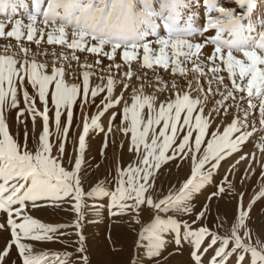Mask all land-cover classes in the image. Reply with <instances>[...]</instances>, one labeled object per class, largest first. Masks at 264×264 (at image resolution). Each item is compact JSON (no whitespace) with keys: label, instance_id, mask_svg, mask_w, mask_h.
Here are the masks:
<instances>
[{"label":"snow or ice","instance_id":"6c2138e0","mask_svg":"<svg viewBox=\"0 0 264 264\" xmlns=\"http://www.w3.org/2000/svg\"><path fill=\"white\" fill-rule=\"evenodd\" d=\"M18 4L27 10L24 0H0V13L11 7L14 14ZM31 4L26 24L0 20V38L16 41L0 55V232L9 234L0 244V264H68L67 252L34 251L32 242L63 241L56 235L60 226L30 214L65 208L74 214L68 226L77 236L75 264H136L91 259L82 230L89 207L97 214L106 209L117 224L127 218L120 240L107 237L113 257L123 252L121 241H128L153 264H264V238L249 225L264 186L245 206L244 192L228 179L245 160L250 163L241 184L254 172L256 152H244L249 142L264 156V19L258 38L252 36L256 0H202L200 26L196 14L181 25L187 0ZM232 4L243 12L237 14ZM206 46L213 50L205 53ZM13 113L15 130L9 124ZM96 132L104 136L96 171L114 173V187L107 176L100 179L85 168ZM110 145L115 158L107 155ZM189 161L190 175L179 189L157 193L165 169L180 170ZM225 163L221 181L196 207L194 195ZM226 195L237 201L235 207L210 219L213 202ZM185 252L186 260L177 259Z\"/></svg>","mask_w":264,"mask_h":264},{"label":"rangeland","instance_id":"374dc122","mask_svg":"<svg viewBox=\"0 0 264 264\" xmlns=\"http://www.w3.org/2000/svg\"><path fill=\"white\" fill-rule=\"evenodd\" d=\"M24 3L28 5L27 10L20 6L19 4L16 7V12L13 14L12 9L9 13L6 15H0V20H3L6 25H8L9 19H11L13 22L16 19L22 20L25 24L27 23V13L31 11L32 4L31 0H24ZM193 4V3H192ZM256 8L253 10V14L251 16V20L255 26L256 32L254 33V37L258 38V33L261 30L260 28V21L264 19V0H256ZM232 7H234L237 11V14H240L243 12V9H239L236 4H232ZM203 7V5H201ZM204 8V7H203ZM255 13V14H254ZM204 16V14H203ZM183 23V22H182ZM182 25V24H181ZM201 23L198 24L200 26ZM7 30H11V27L8 26ZM214 35V30L212 32ZM16 44V41L14 38H0V55L5 54L4 53V46L6 44ZM30 42L26 41V38L24 40V44L27 46ZM32 50H36V46L34 44L31 45ZM43 48L47 49L49 52L53 50L52 46L47 45L46 43L43 44ZM213 50L212 46H206L204 51L205 53H210ZM18 51V49H16ZM7 54H12V51L10 50ZM22 58V57H21ZM41 60H44V57H40ZM53 58L49 55L47 57V61L50 62ZM107 63V61H105ZM73 69L76 70V65L73 63ZM78 71V70H77ZM205 71H207V68H205ZM223 75H226V68L223 73ZM211 73H209V76ZM149 80L154 83V77L153 73L149 71L148 73ZM164 77L166 80H171V76L168 73H164ZM189 78H192L189 76ZM71 79V75L69 77ZM99 81L95 78L92 79V84L95 85ZM183 82V81H181ZM135 83V82H134ZM151 91V89H149ZM120 92V88H116V94ZM130 96V90L127 94ZM99 103V101H97ZM246 106V105H245ZM122 107V106H121ZM89 110L85 109V114L88 113ZM96 109H91L92 113H95ZM79 113V110H77ZM13 117L9 116V124L13 125V130H15V125L13 124ZM231 119V117H229ZM90 123V121H89ZM102 123L104 126H107L108 123V117L105 116L102 118ZM119 123V120H117V124ZM31 122H29V130H31ZM41 130L40 121L38 120L36 123V131L39 133ZM82 130V120H81V129ZM77 130V131H80ZM104 136L102 133L96 132L93 136L92 140L93 142L90 145V149L88 150V154L86 156V164L85 168L90 175H97L100 179H104L105 176H107L108 179V186L114 187L113 183V175L114 173H108L101 169L100 171H96V163L99 161V151L100 147L103 143ZM123 139V137H121ZM258 140L259 137H256ZM69 152H71V148L68 149ZM126 151V149H125ZM250 151L256 152V161H251L252 169L254 170L253 173L249 174V178L243 180V184H241L242 177L244 175V172L246 168L248 167V164L250 161L245 160L242 161L237 166V171L234 176H229L228 179L233 182L235 186V191L237 192H244V204L247 206L249 203L253 201L255 197L258 196V194L261 192L262 186H264V180L261 179V171L262 168H264V156H261L258 150L254 149L253 143L249 142L244 147V152L248 153ZM107 155L109 157L115 158L117 155L115 150L109 146L107 150ZM237 157L233 156L232 159L229 161V163L234 162ZM190 164L189 161L187 164L184 165V167L180 170H177L174 167L166 168L165 169V175L161 178V180L158 182L157 186V193H163L167 194L170 187H174L175 189H179L180 185L183 183V181L190 175ZM64 166L67 167V160L64 161ZM228 167V164L225 163L220 168L219 173H217L214 176V179L209 184H206L200 192L196 193L193 197L192 203L199 207L200 203L204 201L205 196L209 192V190L213 189L218 182L221 181V177L225 174V169ZM87 187V186H86ZM87 203L91 205L93 201L91 199L87 200ZM100 203L103 204V201ZM237 201L230 196H225L222 200L219 202L214 201L213 202V209L211 213L210 219H214L217 216V213L223 214L225 212H231V210L235 207ZM48 212V213H46ZM31 211L30 214L33 215L34 218L40 220L42 223L45 224H55L57 226H60L59 232L56 234L60 236V240L63 241V243L56 241V242H46V243H40V242H32L34 245V251L35 252H41V251H48L51 255L52 253H60L63 254L65 252L70 254V258L68 260V264H75V262L78 259L79 254L76 252L77 248V236L74 234V231L71 227L68 225L72 222L74 214L70 211H67V208L63 211H58L56 213L49 211ZM43 214V215H42ZM46 214V215H45ZM161 215H164L163 213ZM252 219L249 221V225L254 229V235H259L262 238H264V198H259L255 200V203L252 207V213H251ZM227 219V217H225ZM124 223H114L112 218L109 217L106 209L102 210L99 214L95 210H93L91 207L87 208L85 210V218L82 221L83 225V235L85 236V246L88 248L89 252L91 253V259L95 262L97 260L101 259H111V258H117V259H134L136 261V264H153L152 261H150L144 254V252L141 250L140 252H136L135 249L130 248V242L128 241H121L124 246V250L121 253L119 257H113L111 254V247L112 244L107 239L109 233H111L112 240L118 241L120 240L121 234L126 233L128 231V225L126 222ZM3 220V214H0V221ZM145 223H149L150 220L147 216H145L144 219ZM231 223V221H229ZM137 231H139V226H137ZM67 235H64V234ZM8 233L6 232H0V244L4 242V240L8 237ZM117 247L120 246V244L116 245ZM212 255V252L210 251L208 256L210 257ZM12 259L16 260V251L15 249L12 250ZM177 259L186 260L187 259V252H185L182 256L178 255Z\"/></svg>","mask_w":264,"mask_h":264},{"label":"bare ground","instance_id":"6f19581e","mask_svg":"<svg viewBox=\"0 0 264 264\" xmlns=\"http://www.w3.org/2000/svg\"><path fill=\"white\" fill-rule=\"evenodd\" d=\"M189 7H187L186 9H184V15L183 18L181 20V24L182 26L185 24L187 17L191 16L193 14H196L197 16V20H196V24L198 26L199 23H203V14H204V8L201 7L202 4V0H200V3H197V0H187ZM193 3V4H192ZM239 8V6H237ZM241 9V8H239ZM11 11V7H9L5 12L0 13V15H6L7 13H9ZM264 11V10H263ZM253 12L251 13L252 16ZM255 14V13H254ZM183 22V23H182ZM256 31H254L253 33H251L252 36H254ZM48 213V212H46ZM43 215V214H42ZM46 215V214H45Z\"/></svg>","mask_w":264,"mask_h":264}]
</instances>
